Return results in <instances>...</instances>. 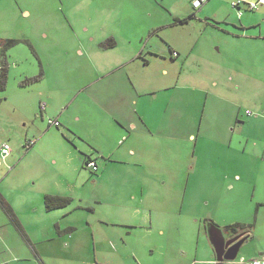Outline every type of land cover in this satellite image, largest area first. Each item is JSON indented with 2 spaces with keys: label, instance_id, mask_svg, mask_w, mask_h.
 Listing matches in <instances>:
<instances>
[{
  "label": "rangeland",
  "instance_id": "1",
  "mask_svg": "<svg viewBox=\"0 0 264 264\" xmlns=\"http://www.w3.org/2000/svg\"><path fill=\"white\" fill-rule=\"evenodd\" d=\"M168 1L0 0V40L19 39L12 47L0 46V62L6 56L8 64L6 90L0 91V150L5 143L10 146L7 156L0 154V193L13 204L15 211L14 204L19 205L25 192L30 190L34 194L39 189L49 190L54 185L65 183L70 185L71 194L79 192V196L90 199L93 202L90 204L96 208L95 212L90 213L88 209H80L78 201H72L69 205L70 219L73 214L79 221L83 215L92 221L102 216L103 220L114 224L123 211L118 202L136 195L137 202L144 207L145 222L153 221L154 225L152 230L141 228L138 231L147 237L145 242L149 247H155V253L161 256L159 260L165 259V251L171 253L179 244L185 248L187 244L196 245V240L188 243L187 237L177 234L168 242L166 235L158 234L160 227L185 222L189 223L191 230L196 231L199 226L204 229L209 220L206 217H211L213 219L210 220L216 224L244 222L246 230L255 225L256 233L264 234V206H260V211L255 213L256 207L248 202L245 195L238 196L234 190H223L220 195L219 178L215 184L207 187L203 173L191 169L197 162L211 165L225 163L229 158L226 153L229 152L225 153L223 144L216 141L205 144L199 137L197 148L205 147L209 152L204 157V150L196 151V155L201 156L196 161L197 157L193 158L192 153L195 143L173 134L175 125L171 130L170 124H164L162 133L151 137L144 132L145 126L138 123L130 133L122 131L127 137L124 140L119 133L121 128L114 126L118 121L112 113L104 112V116L91 98V91L105 83L94 85V73L86 72L93 69L89 64L91 61H88L90 54L87 57L79 56L78 50L82 49L86 53L93 51L94 64H115L117 57L127 51L133 53L137 48L140 51L144 43L132 39L140 38L141 34L149 37V31L157 32L156 21L171 19ZM231 1L221 0L215 5H209L206 1L204 12H197L205 20L206 16L214 13V8L224 13L228 11L226 13L230 20L239 21L238 9L232 7ZM254 3V8L243 13L254 14L258 18L261 12L264 14V2L260 0ZM211 5L215 7L211 8ZM242 6L245 7L244 4ZM185 7L187 9V5ZM192 21L189 25L183 24L177 28L164 27L162 36L149 39L148 47L162 51L165 58L156 59L155 55L150 54L151 51L145 52V60L148 58L149 64L143 66L136 51L137 58L131 60L129 74L127 71L123 73L142 94L138 99L146 104V113L142 114L147 125L157 124L160 115L163 120H168L177 106L183 107L195 101L202 107L205 97L200 93L198 80L193 73L199 69V74L205 78L202 73L216 69V65L224 68L222 72L217 70L218 87L225 86L226 92L237 95V100L245 106L244 111L254 112L255 102L264 103V81L262 85H252L250 79L243 75L237 83L241 88L236 90L232 88L234 83L224 78L228 70L236 67L235 64L242 66L244 74L250 73L246 66L249 61L246 53L252 52L261 57L264 51H257L250 43H242L244 39L230 40L214 27L213 19L205 20V23L195 19ZM262 30L264 32V26ZM107 39L118 41L117 47L107 51L98 49L101 41ZM167 41L178 51V57L171 59ZM240 57L247 60L240 61ZM249 65L257 67L258 77L264 79V59L258 64ZM40 74L43 78L22 85L28 76L37 77ZM89 81L93 83L78 98L75 97L74 90L84 83L87 86ZM169 86L173 88L164 90ZM60 89L70 91L64 94ZM62 101L69 103L67 115L63 116L65 123L61 122L59 127L49 126V120L55 121L56 110ZM43 103L46 108L42 112ZM225 116L221 114V118ZM120 117L128 123L125 115ZM139 125L142 128L140 130ZM227 128L229 135L233 125ZM262 129V132H256V139L260 142L264 140L261 135L264 127ZM208 134L214 135L212 132ZM35 137L36 143L26 149L25 141ZM221 153H224V159L220 157ZM86 156L97 157L100 165L97 173L83 166L82 161ZM253 162L264 163L263 160L252 161V158L247 157L246 163ZM94 180L98 183L93 185ZM210 192L215 196H211ZM61 211L55 210L48 214ZM2 215L4 213L0 209V221ZM183 218L188 219L182 221ZM131 242L138 247L139 243H144L140 236ZM242 257H247L245 252H239L233 261H227L226 264H240ZM212 260L214 264L215 261L218 263L215 255Z\"/></svg>",
  "mask_w": 264,
  "mask_h": 264
},
{
  "label": "crops",
  "instance_id": "2",
  "mask_svg": "<svg viewBox=\"0 0 264 264\" xmlns=\"http://www.w3.org/2000/svg\"><path fill=\"white\" fill-rule=\"evenodd\" d=\"M123 1L127 2V0ZM192 1L193 0H169L167 2V7L169 4L168 10L171 14V19L169 21L166 20V22L165 20L156 21L157 32L149 31V37L141 34L139 36L140 38H133L132 40L134 41L144 43L140 51L138 48L133 53L127 51L126 54L124 53L117 57L115 64H101V62L98 64L95 62L94 64L93 51L86 53L80 49L77 54L85 57L90 54L88 61H91L89 64L93 69L86 71L87 69L85 68V71L87 73H94V85L99 82L105 83L104 85H97L94 91H91V98L94 100V105L98 104L104 116H106L104 112L112 113L114 119L118 121L114 126L119 129L121 128L119 133L122 135V139H127L122 131L130 133L131 130L137 127L138 123L145 126L146 129L144 132H147L151 137H156L162 133V125L170 124L171 130H173V125H175L173 134L195 143L192 153L193 158L197 157L196 161H198V157H201L196 155V151L204 150L202 152L204 157L207 156L209 152L205 147L197 148L199 137L205 141V144L211 141H216L220 145L223 144L226 149L225 153L229 152L226 153L229 158L227 157L228 160L225 163L211 165L210 163L199 164V162H197L195 165L191 166L192 171H197L199 174L201 172L203 173V178L206 177L205 181L207 187H211L217 182V178H219V185H221V188H219V191H221L220 195H222L223 190H234L235 194L238 196L245 195L248 202L253 203L254 207H256L255 213H258V211H260V206H264V163H246V159L250 157L252 161L257 159L259 161L263 160L264 162V140L260 142V140L256 139V132L258 130L262 132V128L264 127V103L259 101L255 102L254 112L244 111L243 109L245 106L240 100H237V95H231L229 92H226L225 90L227 87L225 86L218 87L219 75L217 70L222 72L224 68L222 69L221 65H216V69H212L209 72L206 70L202 73L205 78L199 74V69L193 73L198 80L197 87L200 93L205 97L202 107H199L195 101L183 107L177 106L174 112L169 115L168 120L166 118L163 120L162 115H160L158 123L152 126L146 124L144 115L142 114L146 113V104L144 102L141 103L140 99H138L142 95L140 90L135 87L130 80L123 76L124 71H127L129 74L128 70H130L129 66L132 59L135 60L137 57H141L143 66L149 64V59L147 58L145 60V52L150 53L149 51H151L152 53L150 54L155 55L154 57L156 59L165 58L163 57L162 51L158 49L153 50L151 47H148L149 39H151L152 36H162L161 31L165 30L163 29L164 27L177 28L183 24L189 25L193 22L192 19L203 23H205V20L209 21L213 19L214 27L225 34L230 40L236 39L240 41V39H244L242 43H250L251 46H255L257 51H264V32L262 30L264 26V19H262L264 16V14H262L263 12L258 15V18H256L254 14L251 16L243 13L249 11L247 10L249 9L247 5L248 2H258L260 0H242L244 1L245 7L241 5L239 9L237 8L238 12H241L238 16L239 21L230 20L227 17L228 11H226L227 13L221 10L215 11L213 8L215 6L212 5L211 8H213L214 13L206 16L204 20L197 12V10L201 13L204 12V4L196 9L193 7ZM217 1L221 0H212L211 2L208 0L209 5L211 3L215 5ZM262 1L264 2V0ZM186 5L187 9L185 7ZM183 8L185 9L183 10ZM25 14L29 15L28 12H25ZM184 19H186L185 22H182ZM107 40L113 41L112 39ZM107 40H102L98 49L100 48L101 51H107L117 47L118 41L114 40L113 45H108V42L106 44ZM129 42L131 43V41ZM167 45L171 59L178 57L179 53L170 46L171 43L167 41ZM136 51H138L137 57L135 56ZM174 52H177L175 56L173 54ZM246 54L249 55V61L246 63V66L250 73L247 72V74H244L242 66L235 64L237 68L233 66L231 71L228 70L224 75V78L234 83H232V88L236 90L241 88L237 83L240 81L239 78L243 77V75L250 79L252 85H262L264 81L263 78L258 77L259 69L249 65L258 64L259 61L264 59V55L259 57L252 52ZM238 59L243 62L247 60V58L243 57ZM203 67H207V65ZM165 73H167L166 70ZM40 77L43 78L40 74L37 76V79H40ZM27 78L30 77L28 76ZM210 78L211 81L209 82ZM90 83H93V81H89L87 86L84 83L75 89V97L78 98L83 94ZM168 88L164 90H170L173 86H169ZM232 88L230 87V90ZM68 91H70V89H60V92L64 94L68 93ZM41 93L42 95L44 94L43 91ZM210 97L214 99L209 100ZM18 106H23V104H19ZM68 106L69 103L67 101H62L59 109L56 110L55 115H57V117H55L54 120L59 122V126H61V122L65 123L63 116L67 115ZM45 108L46 105L43 103L41 111L43 112ZM139 109H141L142 112ZM122 114L125 115L128 123L120 117ZM221 114H225L226 116L221 118ZM48 125L50 126L49 123ZM228 125H233V129L230 130L229 135L227 134V131H229L227 128ZM259 126H261V129H258ZM237 127H239V129L235 132ZM140 129L142 128L139 125V130ZM209 132H212L214 135L208 134ZM261 135L264 138V133ZM33 139H35L36 143L37 138L35 137ZM236 144L239 145V147H235ZM130 151L133 152L132 149H130ZM222 156L224 159V153H221L220 157ZM91 159L96 161L99 171L100 165L97 157L94 156ZM84 161L85 159L82 161L83 166ZM210 177H212L211 180L208 179ZM92 183L94 185L98 182L94 180ZM71 193L70 185L67 186L65 183L54 185L49 190L39 189V192L34 194L29 190L20 198L22 201L19 205L14 204L17 211L13 209V204L11 205L0 193V197L10 205L14 213L13 217H11L6 213L0 203V209L4 213V215H2V221H0V264H214L212 257H214L215 253L208 238L206 226L204 229L199 226L196 231L195 229L191 230L189 223L185 222L171 225L169 226L170 228L160 227L158 234L160 236L166 235L168 242H170V240L172 241L175 234H177L187 237L188 243L196 240V245L191 244L189 246V244H187L185 248L184 245L179 244L177 249L171 251V253L165 251V254H163L165 259L159 260L161 256L155 253V247L152 245L149 247V244L147 245V242H145L147 237L145 235L142 236L143 233L141 234V232L138 231L141 228L142 230L145 228L152 230L154 225L153 221H151V223L145 222V214L143 213L144 207L137 202L136 195L127 197L126 201L123 200L124 202H118V205L120 204L123 207V211L119 213L120 215L117 217L118 220L114 224L103 220L104 217L101 215L100 218L94 221L90 220L87 215L80 216V221L76 218L75 214H73L70 219L68 215H70L71 210L69 209V205L71 203L65 207L46 210L44 206V197L45 195H52L69 197L71 202L78 201L77 205H79L80 209H88L90 213L96 211V208L90 204L93 203L90 199L79 196V192L77 194ZM201 194L204 195V192L202 191ZM209 194L215 196L214 193L210 192ZM141 201L142 199H140V202ZM97 202H101V200H97ZM257 205L259 206L257 207ZM55 210L62 211L58 214H48ZM206 218L209 219L208 222H212L210 219L213 218ZM13 219H16V221ZM187 219L188 218H183L182 221ZM166 220L171 219L166 218ZM96 222H98V225ZM212 223L232 234L240 232L241 230L244 231L248 241L239 252H245V256L247 257H242L239 261L240 264H247L246 262L251 259L264 257V234H257L255 225L250 227L249 230L244 228L234 232L232 230H226V227L235 223H243L244 225H246V223L238 221H228L223 224ZM139 236L144 243H139L138 247L134 245L131 240L133 238L137 239ZM133 242L137 243L135 240ZM175 242H177L176 239ZM154 257L158 258L153 261L152 259ZM215 264H217L216 261ZM223 264H226V262Z\"/></svg>",
  "mask_w": 264,
  "mask_h": 264
},
{
  "label": "water",
  "instance_id": "3",
  "mask_svg": "<svg viewBox=\"0 0 264 264\" xmlns=\"http://www.w3.org/2000/svg\"><path fill=\"white\" fill-rule=\"evenodd\" d=\"M4 43L0 41V46ZM208 238L214 249L217 264H223L227 261H233L243 245L248 241L245 233L232 234L229 231H225L212 222H208L206 225ZM232 235V236H230Z\"/></svg>",
  "mask_w": 264,
  "mask_h": 264
},
{
  "label": "trees",
  "instance_id": "4",
  "mask_svg": "<svg viewBox=\"0 0 264 264\" xmlns=\"http://www.w3.org/2000/svg\"><path fill=\"white\" fill-rule=\"evenodd\" d=\"M186 19L182 20V22H185ZM19 42V39H7L5 41V46L6 47H12L15 44ZM107 44V43H106ZM113 41H108V45H113ZM8 69V64L6 62V56L2 57L1 62H0V91H5L6 90V84H7V71ZM33 79H37V77H30L26 79V81H23V84H27L28 81H32ZM35 143V142H34ZM31 144L29 147H25L26 149L31 148L33 145ZM91 157L86 156L85 161H84V166L86 167V163L88 160H90ZM93 172V171H92ZM96 173L98 171H95ZM93 172V173H95ZM0 203L2 204L3 209L6 211L7 214H9L11 217H13L14 213L8 203L5 202L3 198L0 197ZM71 203V199L69 197H61V196H52V195H45L44 197V206L46 210H53L61 207H65ZM16 221V219H13ZM246 225L243 223H235L233 225L227 226L226 230H232L234 232L238 231L239 229H244Z\"/></svg>",
  "mask_w": 264,
  "mask_h": 264
},
{
  "label": "built area",
  "instance_id": "5",
  "mask_svg": "<svg viewBox=\"0 0 264 264\" xmlns=\"http://www.w3.org/2000/svg\"><path fill=\"white\" fill-rule=\"evenodd\" d=\"M206 1L208 0H193L192 1V5L194 8L198 9L200 8ZM262 1V0H261ZM244 4V1L242 0H234L232 1L231 5L232 7L238 8ZM248 8L252 9L256 6V3L254 2H248L247 3ZM241 14V12L239 11V15ZM174 55L176 54V52L173 53ZM43 107V105H42ZM49 124L50 125H55V126H59V122L58 121H53V120H49ZM35 142V139H28L25 142V147H29L31 144H33ZM10 152V146L8 144H3L1 146V150H0V154L5 157L9 154ZM86 167L91 169V171L95 172L98 171V165L96 163L95 160L90 159L87 161L86 163ZM247 264H264V257H260V258H255V259H251L249 261L246 262Z\"/></svg>",
  "mask_w": 264,
  "mask_h": 264
},
{
  "label": "flooded vegetation",
  "instance_id": "6",
  "mask_svg": "<svg viewBox=\"0 0 264 264\" xmlns=\"http://www.w3.org/2000/svg\"><path fill=\"white\" fill-rule=\"evenodd\" d=\"M1 42H3L4 44L3 45H5V41H1ZM244 231L243 230H241L240 232H237L236 234H238V233H243ZM230 236H232V235H230Z\"/></svg>",
  "mask_w": 264,
  "mask_h": 264
}]
</instances>
